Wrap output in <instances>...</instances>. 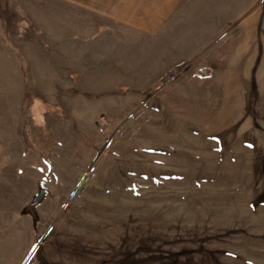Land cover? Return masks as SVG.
Listing matches in <instances>:
<instances>
[{
	"label": "rangeland",
	"instance_id": "rangeland-1",
	"mask_svg": "<svg viewBox=\"0 0 264 264\" xmlns=\"http://www.w3.org/2000/svg\"><path fill=\"white\" fill-rule=\"evenodd\" d=\"M0 264H264V0H0Z\"/></svg>",
	"mask_w": 264,
	"mask_h": 264
},
{
	"label": "water",
	"instance_id": "water-1",
	"mask_svg": "<svg viewBox=\"0 0 264 264\" xmlns=\"http://www.w3.org/2000/svg\"><path fill=\"white\" fill-rule=\"evenodd\" d=\"M46 194H47V190L45 188V182L41 181L39 183V191L36 194V196L33 198L30 206H36L37 204H39L41 201H43Z\"/></svg>",
	"mask_w": 264,
	"mask_h": 264
},
{
	"label": "crops",
	"instance_id": "crops-1",
	"mask_svg": "<svg viewBox=\"0 0 264 264\" xmlns=\"http://www.w3.org/2000/svg\"><path fill=\"white\" fill-rule=\"evenodd\" d=\"M121 11L119 10V12H118V14L119 15H125V14H122V13H120ZM119 16L117 15V18H118ZM118 19H120V17L118 18Z\"/></svg>",
	"mask_w": 264,
	"mask_h": 264
}]
</instances>
